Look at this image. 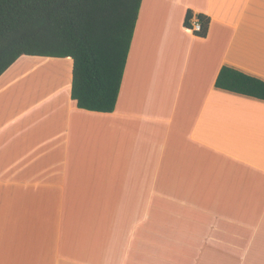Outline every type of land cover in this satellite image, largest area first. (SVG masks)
<instances>
[{
	"label": "crops",
	"instance_id": "obj_1",
	"mask_svg": "<svg viewBox=\"0 0 264 264\" xmlns=\"http://www.w3.org/2000/svg\"><path fill=\"white\" fill-rule=\"evenodd\" d=\"M210 18L205 37L185 25ZM264 0H142L116 107L70 57L0 76V264H264Z\"/></svg>",
	"mask_w": 264,
	"mask_h": 264
},
{
	"label": "trees",
	"instance_id": "obj_2",
	"mask_svg": "<svg viewBox=\"0 0 264 264\" xmlns=\"http://www.w3.org/2000/svg\"><path fill=\"white\" fill-rule=\"evenodd\" d=\"M142 0H0V76L22 55L70 57L79 108L112 112ZM193 13L186 12L191 26ZM205 37L210 18L199 14ZM216 87L264 100V80L223 66Z\"/></svg>",
	"mask_w": 264,
	"mask_h": 264
},
{
	"label": "built area",
	"instance_id": "obj_3",
	"mask_svg": "<svg viewBox=\"0 0 264 264\" xmlns=\"http://www.w3.org/2000/svg\"><path fill=\"white\" fill-rule=\"evenodd\" d=\"M194 31H200L201 30V22L199 21V19H196L195 21H193L192 25L189 27Z\"/></svg>",
	"mask_w": 264,
	"mask_h": 264
}]
</instances>
